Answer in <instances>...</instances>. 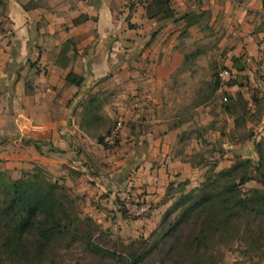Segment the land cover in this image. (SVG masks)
<instances>
[{
    "label": "crops",
    "instance_id": "obj_1",
    "mask_svg": "<svg viewBox=\"0 0 264 264\" xmlns=\"http://www.w3.org/2000/svg\"><path fill=\"white\" fill-rule=\"evenodd\" d=\"M205 1L172 0L177 18L208 12L185 30L183 20H149L150 0L137 4L144 16H117L115 0H12L11 16L0 17V161L62 169L59 177L74 186L81 150L88 149L84 138L97 142L98 133L82 129V105L98 94L104 116L111 96L100 94V87L117 84L124 102L118 113L125 131L131 127L130 161L139 165L132 172L158 160L173 169L179 161H171V152L184 134L170 117L186 108L197 116L208 111L214 69L227 47H235L231 67L244 53L251 63L263 61L264 76V0ZM127 17L140 29L133 31ZM69 40L75 44L61 54ZM70 72L84 78L82 87L66 84ZM167 170L149 177L151 193L168 183ZM130 185L138 188L141 182L132 179Z\"/></svg>",
    "mask_w": 264,
    "mask_h": 264
},
{
    "label": "rangeland",
    "instance_id": "obj_2",
    "mask_svg": "<svg viewBox=\"0 0 264 264\" xmlns=\"http://www.w3.org/2000/svg\"><path fill=\"white\" fill-rule=\"evenodd\" d=\"M144 1L146 0H115L117 16H144L137 6V4L142 5ZM210 1L206 0L205 3L209 4ZM219 1L221 2V0ZM4 2L3 7L5 8L0 7V17L11 16L13 13L12 0H4ZM252 14L260 15L256 11H252ZM126 21L133 31L140 29L137 24H130V17H127ZM230 48L229 45L228 51L219 59L214 74L217 71L229 70L231 80L228 84L238 81L241 88L239 86H223L228 90L225 88L218 91L211 101L207 102L208 111L200 113L199 116L196 113L192 114L190 110L187 111L188 108H186L179 111L181 116L170 117L174 126L180 124L181 134H184L183 143L172 149L171 152L173 156L171 161H179L173 169L169 168L170 165L167 162L158 160L153 161L152 165H148L143 171L133 173L134 167H139V165L130 161L132 151L129 140L132 133L129 131L131 127L127 126L129 131H125V119L118 113V105L124 103L123 98H119V93L122 90L117 89V84L113 87L111 83L110 86L106 85L107 90H105L106 86L102 85L101 91H99L100 94H110L111 96L109 106L105 110V114L112 118L111 121H108L109 124H112L111 135L108 137L106 134L99 136L106 139L113 136V143L109 144L105 140L108 145V149H105L103 146L97 145L96 140L84 138L88 149L85 147V150H81L83 161L80 164L78 178H74V186L68 187L65 180L59 177L58 173L62 169L52 172L48 166L41 163L27 164L24 162L16 166L13 162L0 161V173H7L13 179H18L22 172H32L35 167H39L45 181H60L65 184L72 198L81 199L79 205L82 216L91 217L101 228L102 234L96 235L95 242L101 244L102 239L103 243L106 240L107 246L110 248L109 252L116 256L107 257L102 254H94L79 243H74L69 248L66 247V244H62L55 249L52 260L50 258L44 264H127L125 256L121 254V247H127L131 242L138 241L141 237L148 238L156 230L162 216L175 202L173 199L167 203L166 192L169 185H174L173 191H177V185L185 181L190 182L187 190L198 187L204 181L206 172L213 165L216 164L217 171L227 169L233 164L236 154L256 162L254 145L264 139V88L262 86L264 76L259 73L263 61L251 63L250 57L241 53L239 59L242 66L245 67V72L242 73L237 68L231 67L232 61L229 53L235 47ZM261 52H264V44ZM230 88H234L232 89L234 92ZM255 94H259L258 108L253 105L251 100L252 95ZM227 96H233L234 104L232 111L228 114L225 112L223 103ZM189 102L184 103L188 104ZM188 106L189 104L185 107ZM183 111L184 114H182ZM105 114L104 116H106ZM107 127L106 125L98 132L101 133ZM115 133L116 135H114ZM192 138L197 139L193 145ZM127 140L128 142H125ZM112 159L118 163L115 164ZM141 162L143 163V159ZM165 167L168 169L166 182L169 184L164 183L154 188V192L151 193L149 177L157 175ZM116 177L118 179L113 185V179ZM132 179L139 180L141 185L138 188L130 185ZM242 190L248 196L263 192L261 185L254 180L249 181ZM149 196L151 198L147 199ZM123 212H126V215ZM253 232L257 234L258 231L253 229ZM219 238L220 236L216 237V243L210 251L218 264H264L263 236L254 239L259 245L260 251L253 250L251 254H247L246 251L251 244L250 238H247L249 242H245V240L236 242V239L229 235H225L223 242H220ZM146 264L172 263L168 260L163 261L161 254H155Z\"/></svg>",
    "mask_w": 264,
    "mask_h": 264
},
{
    "label": "trees",
    "instance_id": "obj_3",
    "mask_svg": "<svg viewBox=\"0 0 264 264\" xmlns=\"http://www.w3.org/2000/svg\"><path fill=\"white\" fill-rule=\"evenodd\" d=\"M4 4V0H0V7L5 8ZM145 10L149 20H183L185 30L193 21L208 14L201 11L177 18L172 0H150ZM73 44L72 40L67 41L61 54H66ZM233 63L238 71H245L240 59H234ZM219 74L217 71L213 75L211 97L225 85L241 88L238 81L222 84ZM65 81L69 86L80 88L84 78L70 72ZM258 95L251 98L256 108L260 104ZM226 98L228 102L223 103L228 114L234 107L233 96ZM82 108L81 127L85 132L108 126L96 135L98 144L108 149L106 138L99 136L111 135L110 120L102 115L103 101L95 94L83 103ZM254 149L256 162L236 154L227 169L217 171L216 164L213 165L198 187L187 190L190 182L185 181L173 191L174 185H169L167 203L173 199L175 202L148 238L141 237L127 247H121L127 264H146L155 254H161L163 261L172 264H218L210 251L216 237L220 236V242H223L225 235L234 237L236 242H246L250 238L247 254L253 250L259 252L260 247L254 239L264 237V139L257 142ZM251 180L261 185L262 193L248 196L243 192V186ZM80 201L78 197L72 198L67 186L60 181H45L39 167L32 172H22L18 179L0 173V264H44L48 259L52 260L57 247L66 244L69 248L74 243L94 254L116 257L109 252L106 237L104 243L103 239L101 244L95 242L96 235L102 234L101 228L91 217L82 216ZM253 229H257V234Z\"/></svg>",
    "mask_w": 264,
    "mask_h": 264
},
{
    "label": "built area",
    "instance_id": "obj_4",
    "mask_svg": "<svg viewBox=\"0 0 264 264\" xmlns=\"http://www.w3.org/2000/svg\"><path fill=\"white\" fill-rule=\"evenodd\" d=\"M219 79H220L222 84L228 83L231 80V74H230L229 70H221L220 74H219ZM223 102L227 103L228 99L224 98ZM118 128H117V130H118ZM114 135H116V133ZM113 138H114L113 136H112V138H107L106 142L109 144L113 143ZM141 212H144V210H141Z\"/></svg>",
    "mask_w": 264,
    "mask_h": 264
}]
</instances>
